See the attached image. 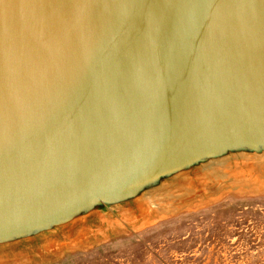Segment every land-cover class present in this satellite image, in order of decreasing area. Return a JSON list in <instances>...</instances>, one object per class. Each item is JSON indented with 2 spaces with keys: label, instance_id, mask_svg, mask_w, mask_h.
<instances>
[{
  "label": "water",
  "instance_id": "obj_1",
  "mask_svg": "<svg viewBox=\"0 0 264 264\" xmlns=\"http://www.w3.org/2000/svg\"><path fill=\"white\" fill-rule=\"evenodd\" d=\"M264 165V0H0V253L135 219Z\"/></svg>",
  "mask_w": 264,
  "mask_h": 264
},
{
  "label": "rangeland",
  "instance_id": "obj_2",
  "mask_svg": "<svg viewBox=\"0 0 264 264\" xmlns=\"http://www.w3.org/2000/svg\"><path fill=\"white\" fill-rule=\"evenodd\" d=\"M64 241L0 253V264H264V165Z\"/></svg>",
  "mask_w": 264,
  "mask_h": 264
}]
</instances>
